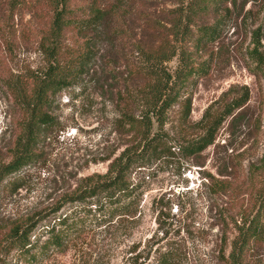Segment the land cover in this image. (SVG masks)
<instances>
[{
  "label": "rangeland",
  "instance_id": "374dc122",
  "mask_svg": "<svg viewBox=\"0 0 264 264\" xmlns=\"http://www.w3.org/2000/svg\"><path fill=\"white\" fill-rule=\"evenodd\" d=\"M29 1L36 4L35 17L30 8H23L12 18L8 0H0V167L12 157L17 131L13 119L18 112L6 80L10 72L44 65L39 49V30L46 16L41 11L43 0ZM262 1L238 0L237 7L231 6L222 37L200 57L210 63L206 75L188 87L192 99L188 123H182L178 103L167 113L165 130L173 143L192 139L201 133L195 123L208 109L220 112L246 87L250 99L239 118H228L214 144L195 158L185 161L175 146L165 162L157 160L145 170H134L132 176L139 178L143 190L136 218L89 231L48 264H151L156 251L169 242L183 250L182 264H224L222 252H229L235 235L233 220L240 222L250 214L264 191V64L251 58L257 28L264 54ZM131 21L128 41L133 48L142 33L137 20ZM108 48L104 44L113 53ZM119 48L120 58L107 61L117 81H106L99 58L96 73L57 96L54 113L59 125L48 133L38 161L16 176L24 178L21 185L10 186V176L0 184V232L11 222L51 208L84 176L106 172L110 160L129 143L132 133L118 122L116 90L126 75ZM207 174L229 180V191L211 192L204 183ZM0 249V264H19L10 251ZM247 264H264V244Z\"/></svg>",
  "mask_w": 264,
  "mask_h": 264
},
{
  "label": "trees",
  "instance_id": "16d2710c",
  "mask_svg": "<svg viewBox=\"0 0 264 264\" xmlns=\"http://www.w3.org/2000/svg\"><path fill=\"white\" fill-rule=\"evenodd\" d=\"M237 5L238 0L42 1L41 11L46 16L39 30V49L44 65L10 72L6 80L18 116L13 119L17 131L12 157L0 167V184L10 176V186L21 185L24 178L16 176L38 161L48 133L59 125L54 113L57 96L96 73L99 58L104 61L106 81H117L118 76L107 61L120 58L118 34L126 68L123 84L116 90L118 122L132 137L110 160L106 172L84 176L51 208L38 216L11 222L7 230L0 232L5 235L4 240L0 238V247L10 251L16 263L48 264L89 231L134 220L143 194L142 182L132 176L134 170H145L157 160L170 157L175 146L180 158H195L214 144L219 128L228 118H239L250 99L246 87L220 112L208 109L195 123L201 133L192 139L173 143L165 130L167 113L178 103L182 107V123H188L192 109L188 87L206 75L210 66L208 60L200 57L209 44L222 37L231 6ZM23 8H30L34 17L37 14L33 1L8 0L12 18ZM131 19L137 20L142 33L133 48L128 41ZM259 33L257 28L251 58L264 64ZM104 44L108 49L112 46L113 53L105 50ZM172 62L176 65L172 66ZM205 179V186L213 193L230 189L229 180L212 174ZM259 197L250 214L240 222L233 220L235 235L229 252H222L224 264H247L264 244V191ZM182 261L181 247L169 242L156 251L151 264Z\"/></svg>",
  "mask_w": 264,
  "mask_h": 264
}]
</instances>
